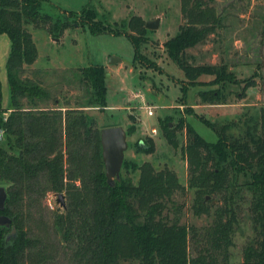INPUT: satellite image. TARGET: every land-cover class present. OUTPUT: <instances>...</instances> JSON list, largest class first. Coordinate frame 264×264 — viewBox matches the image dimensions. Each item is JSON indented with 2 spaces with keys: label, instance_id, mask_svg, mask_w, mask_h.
I'll list each match as a JSON object with an SVG mask.
<instances>
[{
  "label": "trees",
  "instance_id": "1",
  "mask_svg": "<svg viewBox=\"0 0 264 264\" xmlns=\"http://www.w3.org/2000/svg\"><path fill=\"white\" fill-rule=\"evenodd\" d=\"M181 9L185 22L164 43L168 57L186 77L181 100L190 87L208 84L215 87L199 91L202 100L224 104L229 85L245 82V92L255 85L257 72L240 80L228 62H193L191 49L228 30L227 14L206 0H181ZM262 23L264 34V16ZM31 25L44 28L54 39L75 25L87 26L93 34L125 35L134 46V61H147L142 47L149 30L140 16L111 23L89 4L79 12L65 10L54 17L42 12L41 0H0V34H8L11 41L9 108L3 106L0 80V184L8 192L0 214L9 215L17 229L9 237L11 229L0 227V264H51L41 234L35 232V228L42 232V223L34 220L49 192L64 195L63 211L53 212L51 227L62 232L77 264H264V109L260 120L246 117L214 123L197 115L218 134L216 142L204 139L185 117L173 127L169 117L160 119L161 132L172 146H179L178 131L187 135L182 149L190 170L188 187L197 193L195 214H210L209 195L223 201L201 235L194 226L182 224L179 214L172 219L164 214L174 194L185 189L173 169L124 159L115 185L108 183L103 127L90 113L108 106L106 69L103 65L81 68L77 79L85 85L84 97L75 106L62 104L36 77L38 47ZM207 75L213 79L203 81ZM142 142L139 150L154 152L152 137ZM241 177L252 194L258 238L245 247L244 260L234 263L230 261L237 221L234 197L243 186ZM191 238L202 244L197 255L190 253Z\"/></svg>",
  "mask_w": 264,
  "mask_h": 264
},
{
  "label": "rangeland",
  "instance_id": "2",
  "mask_svg": "<svg viewBox=\"0 0 264 264\" xmlns=\"http://www.w3.org/2000/svg\"><path fill=\"white\" fill-rule=\"evenodd\" d=\"M206 1L215 5L218 11L227 14L228 30H223L220 35L212 36L206 43L191 49L193 62H228L240 80L252 78L255 72L258 73L253 77L255 85L246 92L242 89L245 82L229 85L226 89L228 99L224 104H211L202 100L199 91L215 87L208 84L190 87L185 100H181L186 77L183 70L168 57L164 48V43L177 34L180 25L185 22L181 0H41L42 12L54 17L65 10L79 12L91 4L100 17L107 18L111 23L121 22L132 16L142 17L145 25L149 20L159 19L157 29L146 27L149 30L148 42L142 47L147 58V61L144 59L145 64L134 61V46L125 35L93 34L87 26L75 25L68 27L59 39H54L42 27H29L39 53L34 63L36 77L42 78L44 84L53 91V95L61 99L62 104L70 102L69 105L75 106L84 97L85 85L77 79L81 68L90 65L105 67L108 75V106L103 111L90 110L91 115L103 128L116 125L124 127L128 135L125 159L140 164L149 161L157 169L169 167L176 171L185 189L174 194L164 214L171 219L179 214L182 224L194 226L201 235L212 224L215 210L223 201L209 195L207 201L211 202L210 214H195L193 205L197 193L195 189L188 187L190 170L182 149L187 135L178 131L179 146H172L161 132L160 119L169 117L173 127L180 118L185 117L204 139L216 142L218 134L198 116L214 123H224L234 118L245 121L246 117L260 120L261 110L264 109V34L261 30L264 0ZM10 50V37L1 33L0 80L3 92L8 95L10 84L7 60ZM201 79L210 81L213 76L207 75ZM135 94L139 97L136 98ZM51 106H55L53 102ZM147 106L153 107V115L148 113ZM153 128L157 129V133L153 132ZM148 137L155 141L153 153H146L138 148V142L141 143ZM243 180L241 177L242 185ZM239 192L234 197L237 221L230 247V261L234 263L244 260L245 247L258 238L251 209L252 194L244 185ZM42 202V212L34 218L36 222L42 223V232L38 228H35V232L37 235L41 234L42 243H45L46 252L49 254L48 260L51 264H77L72 248L63 240L62 232L51 227L53 212L63 211L58 195L49 192ZM199 239H190L192 255H197L201 248Z\"/></svg>",
  "mask_w": 264,
  "mask_h": 264
},
{
  "label": "water",
  "instance_id": "3",
  "mask_svg": "<svg viewBox=\"0 0 264 264\" xmlns=\"http://www.w3.org/2000/svg\"><path fill=\"white\" fill-rule=\"evenodd\" d=\"M146 27L157 29L159 27V19L147 21ZM127 137V132L121 125L108 126L101 129L103 160L107 181L111 186H114L116 179L120 177L125 152L128 148ZM7 198L8 192L6 187L0 185V211L5 210ZM208 198L209 196L206 197V199ZM58 202L65 205V198L62 193L58 194ZM0 227L11 229L9 237L15 236L17 233V229L13 225V219L7 214H0Z\"/></svg>",
  "mask_w": 264,
  "mask_h": 264
},
{
  "label": "crops",
  "instance_id": "4",
  "mask_svg": "<svg viewBox=\"0 0 264 264\" xmlns=\"http://www.w3.org/2000/svg\"><path fill=\"white\" fill-rule=\"evenodd\" d=\"M39 54V53H38ZM36 65V64H35ZM33 65V67L35 66ZM2 91H4L2 89ZM3 106L5 108H9L10 107V95H8L6 92H3Z\"/></svg>",
  "mask_w": 264,
  "mask_h": 264
},
{
  "label": "built area",
  "instance_id": "5",
  "mask_svg": "<svg viewBox=\"0 0 264 264\" xmlns=\"http://www.w3.org/2000/svg\"><path fill=\"white\" fill-rule=\"evenodd\" d=\"M134 96H135L136 98L139 97L138 94H135ZM147 108H148V113H149L150 115H153V114H154L153 107H152V106H147ZM153 132H154V133H157V129H156V128H153ZM1 135H2V133L0 132V137H1Z\"/></svg>",
  "mask_w": 264,
  "mask_h": 264
}]
</instances>
